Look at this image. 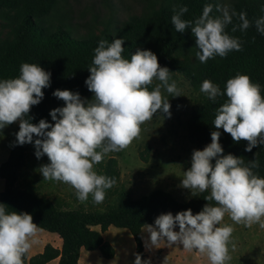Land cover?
Masks as SVG:
<instances>
[{
  "label": "clouds",
  "instance_id": "clouds-1",
  "mask_svg": "<svg viewBox=\"0 0 264 264\" xmlns=\"http://www.w3.org/2000/svg\"><path fill=\"white\" fill-rule=\"evenodd\" d=\"M215 9L220 16L210 15L213 5L206 4L195 21L182 18L187 6L173 9L171 23L180 33L191 28L198 49L196 57L202 64L242 50L241 39L226 31L234 17L239 23L233 25L232 32L246 31L253 23L244 11L237 13L220 4ZM255 27L264 34V16L255 20ZM124 50L122 38L111 43L99 41L85 81L93 98L87 100L79 92L56 89L53 95L65 106L51 110L54 124L46 119L32 123L29 115L44 98L43 90L51 85L49 71L40 64L25 62L17 77L0 79V131L19 122L15 144L34 142L37 159L46 155L49 160L38 169L44 180L70 185L81 203L90 196L95 204L103 203L107 190L117 183L115 177L96 171L95 166L105 156L121 152L138 140L142 125L158 110L171 116L169 98L162 90L171 97L183 95L171 79L172 72L159 64L153 51L138 49L127 59ZM154 81L159 83L150 90ZM200 90L213 102L221 96L227 99L216 109L213 124L217 131L211 133V143L193 151L181 187L190 189L193 196L207 192L205 199L214 203L206 204L196 214L191 208L175 215L162 213L145 231L150 234V247L159 248L162 243L182 246L206 255L210 264H228L230 250L235 251L236 246L232 240L234 228L223 223L224 217L227 214L235 224L264 228V177L254 171L259 168L258 159L245 163L243 157L223 154L218 130L230 134L236 143L247 141L248 152L264 144V94L261 85L247 74L228 79L223 91L205 79ZM6 208L0 203V264H24L42 229L28 212H7ZM135 264L150 262L137 256Z\"/></svg>",
  "mask_w": 264,
  "mask_h": 264
},
{
  "label": "trees",
  "instance_id": "trees-1",
  "mask_svg": "<svg viewBox=\"0 0 264 264\" xmlns=\"http://www.w3.org/2000/svg\"><path fill=\"white\" fill-rule=\"evenodd\" d=\"M57 1L0 0V14L13 25L12 37L0 41V79L17 77L20 66L25 62L40 64L51 73V85L43 90L44 98L31 108L29 115L33 118L32 123L48 119L50 103L57 98L53 95L56 89L79 92L81 97L93 94L85 81L90 75L89 67L100 40L111 43L116 38H122L125 47L123 55L127 59L138 49L153 51L162 67L181 73L199 92L200 99L186 122L187 135L194 143L195 150H203L211 143V133L217 131L213 124L216 109L227 99L221 96L215 102L209 100L200 90L205 79L218 84L223 91L228 79L237 74H247L253 82L261 85L264 94V34L255 27V20L264 16V0H233L232 9L237 13L246 12L253 22L246 31L238 29L232 32L233 25L239 23L234 17L233 23L226 28L230 35L241 39L243 48L230 52L224 58L217 56L210 59L206 64L200 63L196 57L198 49L191 28L183 33L175 30L171 23L173 9L187 6L188 12L182 18L195 21L202 15L206 4L213 5L210 15L220 16L215 5H223L222 0H160L156 8L131 16L116 29L115 34L103 30L80 38L63 28L48 29L41 22V18L54 8ZM184 47L193 51L192 61L178 57ZM18 131L19 122L15 133ZM218 131L221 133L223 154L243 157L245 163L258 159L259 168L254 171L264 177V144L248 152L245 150L247 141L236 143L223 129ZM15 133L7 158L0 163V178L4 182L0 190V203L7 205V212H28L41 229L57 233L62 240L60 250L47 243L41 252L28 254L24 264H44L56 257L58 264H77L81 248L98 249L104 258L110 259L115 250L102 235L110 225L128 229L134 241V263L137 256L144 261L146 252L141 238L144 225H154L156 217L162 213L172 212L175 215L191 208L196 214L206 204L214 203L205 199L207 192L179 201L163 189H153L139 198H133L127 190H122L115 203L103 210L81 206L64 208L57 200L38 193L32 184L18 185L20 170L26 164L28 144H15ZM142 160L146 161L143 155ZM103 175L115 177L117 181L119 170L116 158L106 160ZM96 225L99 230L92 228Z\"/></svg>",
  "mask_w": 264,
  "mask_h": 264
},
{
  "label": "rangeland",
  "instance_id": "rangeland-1",
  "mask_svg": "<svg viewBox=\"0 0 264 264\" xmlns=\"http://www.w3.org/2000/svg\"><path fill=\"white\" fill-rule=\"evenodd\" d=\"M159 1L58 0L54 8L41 18V22L48 29L63 28L78 38L98 34L103 30L115 34L116 29L131 16L140 15L151 8H156ZM222 1L223 5L232 9L233 0ZM12 29L13 25L0 14V41L10 39L13 34ZM178 57L181 60L192 61L194 53L191 49L184 47L180 50ZM171 72V79L177 82V86L183 94L179 97H171L162 90L163 94L169 98L171 116L169 117L168 114L158 110L151 121L142 125L141 136L138 140H134L127 149L121 152L109 153L102 163L95 166L98 174L103 175L106 160L109 157H114L117 160L119 177L115 186L107 190L103 203L95 204L91 196L86 202L81 203L70 185L44 180L38 169L43 164L49 163V160L46 155L37 159L34 142L28 144L26 164L20 170L18 185L22 187L32 184L38 193L57 200L64 208L81 206L85 209L103 210L108 205L115 203L122 190H127L133 198H139L153 189L168 191L179 201H186L193 197L191 190L181 187V183L184 172L191 167V157L195 150L194 143L187 135L186 122L200 99V95L181 73ZM158 83L159 81H154L150 90ZM93 96L94 94H91L82 96V98L91 100ZM63 106H65V102L55 98L50 103L49 109L51 112V110ZM47 121L55 123L50 114ZM16 124L18 122L0 131V156H5L8 153ZM142 155L146 157V161L142 160ZM3 185V180H0V190L3 189ZM223 223L233 226V241L244 242L243 240L258 237L255 235H264V228H261L259 224H254L252 227L235 224L227 214ZM108 236L117 247L119 263L135 264L134 257L131 255L135 248L134 241L128 229L114 227ZM143 238L146 251L144 261H149L150 264H164L165 259L166 264H199L195 253L198 251L196 250L187 251L182 246L175 245L168 247L164 243L159 248L150 247V234L145 230ZM202 255L207 258L206 255Z\"/></svg>",
  "mask_w": 264,
  "mask_h": 264
},
{
  "label": "crops",
  "instance_id": "crops-1",
  "mask_svg": "<svg viewBox=\"0 0 264 264\" xmlns=\"http://www.w3.org/2000/svg\"><path fill=\"white\" fill-rule=\"evenodd\" d=\"M17 124L14 127V133ZM14 137V136H13ZM13 140V138H12ZM12 142V141H11ZM9 152V150H8ZM8 153L5 156H0V163L7 158ZM0 180H3L2 178ZM147 225H144L141 230V238L143 245L145 246V240L143 238V231L146 229ZM115 226L110 225L107 230H105L102 235L105 240H107L114 248V256L110 259L104 258L98 249L86 250L84 248L80 249L79 258L77 264H120L119 255L114 241L108 236L109 232L114 229ZM92 228L99 230V226H92ZM116 231V230H114ZM258 237H252L250 239L243 240L244 242L235 243V251L230 250V255L232 256L231 261L228 264H264V235H255ZM37 243H35L29 252V255H34L41 252L45 244L49 243L57 249H61L62 240L55 232H50L42 229L35 237ZM145 249V247H144ZM146 252V251H145ZM197 256V261L199 264H210L207 258H205L201 253L195 252ZM134 257V252L131 253ZM159 256V255H157ZM146 257V256H145ZM144 257V259H145ZM44 264H58V257L44 263Z\"/></svg>",
  "mask_w": 264,
  "mask_h": 264
}]
</instances>
